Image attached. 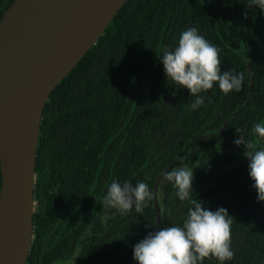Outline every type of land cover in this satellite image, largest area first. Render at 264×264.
<instances>
[{
	"label": "trees",
	"instance_id": "trees-1",
	"mask_svg": "<svg viewBox=\"0 0 264 264\" xmlns=\"http://www.w3.org/2000/svg\"><path fill=\"white\" fill-rule=\"evenodd\" d=\"M12 1L0 0V16ZM248 2H124L43 107L25 264H137L133 246L156 225L153 200L121 216L102 199L113 180L142 181L152 191L175 162L171 170L192 168L193 199L233 217L234 257L225 264H264V201L251 187L247 149L234 143L242 135L249 151L264 148L254 132L264 124V12ZM190 27L219 49L222 71L244 74L241 91L225 95L214 85L195 110V97L167 81L159 58ZM176 191L163 177L162 228L182 226L192 206Z\"/></svg>",
	"mask_w": 264,
	"mask_h": 264
},
{
	"label": "water",
	"instance_id": "water-1",
	"mask_svg": "<svg viewBox=\"0 0 264 264\" xmlns=\"http://www.w3.org/2000/svg\"><path fill=\"white\" fill-rule=\"evenodd\" d=\"M125 1L13 0L0 16V264H25L34 236V168L45 102ZM178 163L153 184V232L162 228L158 185Z\"/></svg>",
	"mask_w": 264,
	"mask_h": 264
},
{
	"label": "clouds",
	"instance_id": "clouds-1",
	"mask_svg": "<svg viewBox=\"0 0 264 264\" xmlns=\"http://www.w3.org/2000/svg\"><path fill=\"white\" fill-rule=\"evenodd\" d=\"M247 6H255L264 12V0H249ZM159 58L167 81L186 88L188 94L195 97L190 106L193 110L204 103L200 93L214 85H218L225 95L242 90L244 74H234L233 70L222 71L219 49L200 35L195 27L182 31L175 48L164 49ZM254 132L264 138V124L257 123ZM234 143L247 149L244 155L248 158V174L253 181L251 187L256 190L257 201H264V148L249 151L252 145L242 135ZM164 178L176 188L179 200H188L192 206L182 226H165L155 232L149 231L133 246V259L137 264H203L206 259L213 258L219 264L231 261L234 257L231 248L233 217L227 209L211 210L202 201L191 197L192 168L167 171ZM153 199V192L142 181L133 185L130 181L121 183L113 180L102 203L106 208L126 216L133 209L137 214L142 213L147 202Z\"/></svg>",
	"mask_w": 264,
	"mask_h": 264
}]
</instances>
